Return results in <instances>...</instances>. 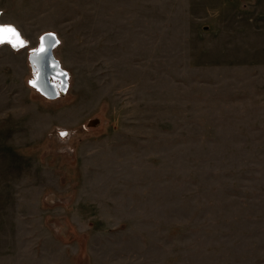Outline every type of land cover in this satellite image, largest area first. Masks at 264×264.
Segmentation results:
<instances>
[{
	"label": "rangeland",
	"instance_id": "374dc122",
	"mask_svg": "<svg viewBox=\"0 0 264 264\" xmlns=\"http://www.w3.org/2000/svg\"><path fill=\"white\" fill-rule=\"evenodd\" d=\"M0 26V264H264V0H0Z\"/></svg>",
	"mask_w": 264,
	"mask_h": 264
},
{
	"label": "bare ground",
	"instance_id": "6f19581e",
	"mask_svg": "<svg viewBox=\"0 0 264 264\" xmlns=\"http://www.w3.org/2000/svg\"><path fill=\"white\" fill-rule=\"evenodd\" d=\"M49 38H43V40L41 41V45L40 48L38 47V50H36V55L33 54L31 56V60L28 59L29 63H30V67L34 70L35 75L33 77V79L31 80V85L32 87L38 92V93H42L41 95H43L44 97L47 98H55L60 94L61 90H65L66 89V79L63 78L62 74L58 72H54L53 75L51 74V76L49 77V80L52 84V89L53 91H55V97L52 96V89L51 87H48L46 83H44V81L39 78V71L41 70V68H43V72H47V75H49V71H47V67H50V69L52 70V63L50 62V60L46 59V48L48 45H51L52 47H54L57 43L56 37L54 35V38H50L51 41L48 40ZM0 40L4 41L5 43L8 42L11 45L14 46H19L23 44V40L21 39L20 35H18V33L15 31V29H13V27H9V26H3V31L0 32ZM40 40V39H39ZM2 41H0L1 43H3ZM53 54V52H52ZM45 67V70H44ZM61 69V68H60ZM62 70V69H61ZM56 71V70H53ZM51 72V71H50ZM66 72H64L65 74Z\"/></svg>",
	"mask_w": 264,
	"mask_h": 264
},
{
	"label": "water",
	"instance_id": "95a60500",
	"mask_svg": "<svg viewBox=\"0 0 264 264\" xmlns=\"http://www.w3.org/2000/svg\"><path fill=\"white\" fill-rule=\"evenodd\" d=\"M54 38V35L53 34H51V33H44L43 35H41V37H40V40H39V43H38V45H37V47L36 48H33L31 51H30V53H29V58H31V56L33 55V54H35L36 55V50H38V47L40 48V46L39 45H41L40 43H41V41L43 40V38ZM50 39V40H51ZM0 41H2V40H0ZM2 42H4V41H2ZM1 43V42H0ZM46 59L48 60H50V62L52 63V70L50 69V67H47V71H49V75H47V72L45 71V72H43V68H41V70L39 71V78H41L43 81H44V83H46L47 84V86L48 87H51V89L54 87H52V84H51V82H50V80H49V77L48 76H51V74L53 75V73L54 72H58L59 71V73H63L62 75V77L63 78H67V74L65 73L64 74V71L63 70H61L60 69V66H59V62H58V60L54 57V55L52 54V50H53V47L51 46V45H48L47 46V48H46ZM29 60H31V59H29ZM44 70H45V67H44ZM53 70H56V71H53ZM58 70V71H57ZM51 71V72H50ZM40 94H42L41 92H40ZM52 96H56L55 95V91H53V89H52Z\"/></svg>",
	"mask_w": 264,
	"mask_h": 264
},
{
	"label": "snow or ice",
	"instance_id": "6c2138e0",
	"mask_svg": "<svg viewBox=\"0 0 264 264\" xmlns=\"http://www.w3.org/2000/svg\"><path fill=\"white\" fill-rule=\"evenodd\" d=\"M2 31H3V26H0V32H2ZM60 135H61L62 137H64V136L67 135V133L62 132V133H60Z\"/></svg>",
	"mask_w": 264,
	"mask_h": 264
}]
</instances>
